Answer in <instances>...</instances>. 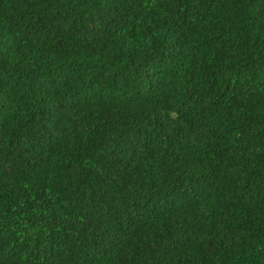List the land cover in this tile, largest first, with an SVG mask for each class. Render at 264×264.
Listing matches in <instances>:
<instances>
[{"label": "trees", "instance_id": "1", "mask_svg": "<svg viewBox=\"0 0 264 264\" xmlns=\"http://www.w3.org/2000/svg\"><path fill=\"white\" fill-rule=\"evenodd\" d=\"M0 264H264V0H0Z\"/></svg>", "mask_w": 264, "mask_h": 264}]
</instances>
